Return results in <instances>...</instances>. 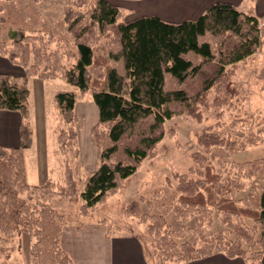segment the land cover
<instances>
[{"label": "trees", "instance_id": "obj_1", "mask_svg": "<svg viewBox=\"0 0 264 264\" xmlns=\"http://www.w3.org/2000/svg\"><path fill=\"white\" fill-rule=\"evenodd\" d=\"M78 2L63 18L72 52L61 50L62 37L54 47L51 38L23 26L10 28L9 46H5L6 40L0 41V54L26 71L21 80L0 72V109L22 115L20 144L0 146V233L30 234L32 264L71 262L60 237L69 228L72 214L53 206L52 196L59 193L70 203L82 199L80 213L91 214V208L124 186L143 160L156 156L167 119L190 116L201 122L211 108L231 104L240 93L233 81L236 68L261 44L260 19L228 1H215L198 18L181 22L158 15L125 20L122 7L109 0ZM29 76L62 78L73 86L55 93L60 120L57 153L80 155L78 99L90 94L97 107L90 134L97 165L81 183L69 163L65 165V182L50 178L32 184L27 179L24 152L33 142L28 120ZM240 121L247 122L237 127ZM250 123L251 117H237L226 135L211 128L198 135L205 152L196 151L192 157L201 169L196 177L178 175L172 207L152 214L140 210L137 203L126 208L128 214L146 222L155 236V264L190 261L215 252L241 257L246 264H264V157L233 162L226 170L225 160L212 152L214 147L235 151L262 142L264 122L256 130L245 128ZM245 188L249 193L236 199ZM172 209L184 221L196 216L193 229L199 231L196 238L200 242L179 241L181 230L161 229ZM213 209L222 213L221 220L234 237L224 230L203 232L205 219L212 222ZM244 217L255 224L247 225Z\"/></svg>", "mask_w": 264, "mask_h": 264}, {"label": "rangeland", "instance_id": "obj_2", "mask_svg": "<svg viewBox=\"0 0 264 264\" xmlns=\"http://www.w3.org/2000/svg\"><path fill=\"white\" fill-rule=\"evenodd\" d=\"M78 1L0 0V41L6 40L5 46H9L10 28L23 26L33 34L42 33L45 38H51L54 47L57 41L59 42V37H62L61 50L72 52L74 46L66 41L63 18L66 10L77 5ZM109 1L122 7L125 20L140 16L139 10L142 5L144 7L156 5L157 8L161 6L150 0ZM260 23L262 36L258 51L241 62L233 76L240 93L232 99V103L220 108H211L201 122L190 116H175L167 119L164 125L166 133L158 144L156 156L143 160L136 173L125 182L124 186L109 195L104 202L91 208V214L80 213L82 199L78 203H70L66 197L56 193L51 197L50 203L60 211L72 214V221L69 224L80 226L88 221L101 222L113 236H137L144 245L146 260L155 264L154 252L157 246L155 236L149 232L146 222L141 221L138 216L128 214L126 208L132 203H137L140 210L152 214L175 204L178 175L185 173L196 177L201 169L192 157L196 151L205 152L198 141L200 133L211 128L221 135H226L233 119L237 117L244 119L251 117L250 125L245 126L250 130H256L259 123L264 122V18ZM73 60L74 58L71 59ZM17 71L14 78L21 80L26 76V71L21 65ZM27 81L31 90L29 103L32 122L30 117L28 120L31 126L33 124L34 135V146L25 157L28 181L32 184H41L51 178L56 182H65V165L69 163L75 178L81 183L87 172L95 169L97 165V152L90 136L96 120L94 101L90 94L78 99L79 121L76 122V126L79 132L80 155L74 157L72 152L57 153L56 128L60 120L54 105L55 93L59 90L72 89L73 86L62 78L41 79L37 76H29ZM214 96L213 92L210 99L212 100ZM246 122L240 121L237 127H243ZM171 129L173 131H170ZM212 152L216 153L218 158L225 160L223 169L228 170L233 162L264 157V137L262 142L245 149L231 151L214 147ZM210 154L211 152H207V155ZM248 193L245 188L236 194V199L240 200ZM221 216L220 211L213 209L212 222L205 219L203 232L216 234L224 230L229 237H234V234L228 232ZM165 218L167 223L165 222L161 229L181 230L183 235L178 237L179 241L186 238L200 242L196 238L199 231L193 229L196 226V216L184 221L172 209L167 212ZM243 220L249 226L255 224L251 218L244 217ZM189 226H192L191 229H188ZM32 241L31 235L25 231L0 233V264H32L30 257Z\"/></svg>", "mask_w": 264, "mask_h": 264}, {"label": "crops", "instance_id": "obj_3", "mask_svg": "<svg viewBox=\"0 0 264 264\" xmlns=\"http://www.w3.org/2000/svg\"><path fill=\"white\" fill-rule=\"evenodd\" d=\"M150 1L159 3L161 6L159 8L156 5L144 7L141 4L140 15H158L164 20L181 22L198 18L210 4L218 0ZM223 1L233 3L240 10L255 15L260 20L264 18V0ZM19 67L20 65L13 63L9 58L0 55V72L16 75ZM79 103L78 100L76 104L78 117ZM29 117L32 122L31 110H29ZM95 117L97 120L96 105ZM21 122L22 115L19 111L0 109V146L12 148L20 144ZM33 146L34 135L32 146L24 152L25 157ZM60 245L71 258L69 264H153L146 260L144 245L137 236H113L108 233L106 226L101 222L88 221L80 226L69 224V228L61 234ZM170 264H246V262L241 257H228L222 252H215L207 257Z\"/></svg>", "mask_w": 264, "mask_h": 264}]
</instances>
